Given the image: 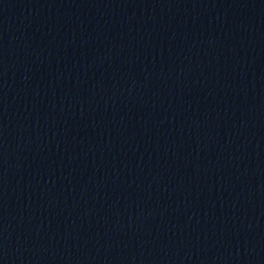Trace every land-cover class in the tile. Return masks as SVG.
Segmentation results:
<instances>
[{
  "label": "water",
  "instance_id": "obj_1",
  "mask_svg": "<svg viewBox=\"0 0 264 264\" xmlns=\"http://www.w3.org/2000/svg\"><path fill=\"white\" fill-rule=\"evenodd\" d=\"M0 264H264V0H0Z\"/></svg>",
  "mask_w": 264,
  "mask_h": 264
}]
</instances>
